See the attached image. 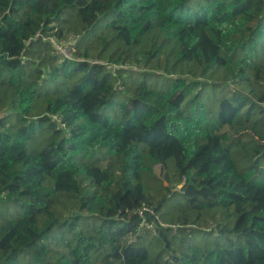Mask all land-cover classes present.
<instances>
[{
  "label": "trees",
  "instance_id": "1",
  "mask_svg": "<svg viewBox=\"0 0 264 264\" xmlns=\"http://www.w3.org/2000/svg\"><path fill=\"white\" fill-rule=\"evenodd\" d=\"M0 264H264V0H0Z\"/></svg>",
  "mask_w": 264,
  "mask_h": 264
},
{
  "label": "built area",
  "instance_id": "2",
  "mask_svg": "<svg viewBox=\"0 0 264 264\" xmlns=\"http://www.w3.org/2000/svg\"><path fill=\"white\" fill-rule=\"evenodd\" d=\"M53 47L54 52L62 57L65 58H72V46H73V40L71 38H67L66 40H56V39H50Z\"/></svg>",
  "mask_w": 264,
  "mask_h": 264
},
{
  "label": "rangeland",
  "instance_id": "3",
  "mask_svg": "<svg viewBox=\"0 0 264 264\" xmlns=\"http://www.w3.org/2000/svg\"><path fill=\"white\" fill-rule=\"evenodd\" d=\"M154 171H155V173L157 175H159V173H160V167L159 166H156ZM178 187H180V186H178Z\"/></svg>",
  "mask_w": 264,
  "mask_h": 264
},
{
  "label": "water",
  "instance_id": "4",
  "mask_svg": "<svg viewBox=\"0 0 264 264\" xmlns=\"http://www.w3.org/2000/svg\"><path fill=\"white\" fill-rule=\"evenodd\" d=\"M161 170V169H160Z\"/></svg>",
  "mask_w": 264,
  "mask_h": 264
}]
</instances>
